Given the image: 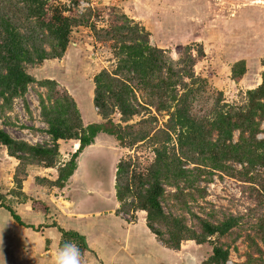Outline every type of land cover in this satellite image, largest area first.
<instances>
[{
  "label": "trees",
  "instance_id": "obj_1",
  "mask_svg": "<svg viewBox=\"0 0 264 264\" xmlns=\"http://www.w3.org/2000/svg\"><path fill=\"white\" fill-rule=\"evenodd\" d=\"M75 4L0 0V118L6 121L14 100L24 98L28 87H33L44 131L50 136L49 141L30 142L0 126V145L18 160L12 175L15 185L22 187L29 166H44L56 167V177L37 175L36 180L64 187L81 152L100 132L113 135L121 146L147 143L153 152L147 164L142 165L137 153H127L116 163L114 189L119 205L115 212L145 210L146 225L166 247L179 249L186 239L208 243L210 253L201 264H226L240 235L247 246L243 264H264V250L256 240L264 242V70L260 81L244 90L241 102H228L221 90L207 93L206 79L194 69L193 43L184 45L173 58L152 42L151 31L143 23L117 6H108V24L97 28L91 17L93 10L94 14L100 10L87 7L79 12ZM77 25L91 28L98 40L110 41L116 59L113 69L102 67L93 75L92 99L101 119L87 123L66 88L55 78L38 77L28 69L46 59L61 58ZM196 50L204 55L201 46ZM246 69L245 59H237L230 75L239 79ZM201 100L205 104L197 109ZM115 110L124 124L113 120ZM156 113L166 115L161 125ZM136 114L141 117L129 121ZM58 139L77 141L65 160L60 159ZM213 171L249 182L259 212L224 210L216 217L191 210L189 202L206 195L201 177L207 181ZM168 186L172 190L167 191ZM0 205L10 219L39 228L25 222L11 205ZM245 216L249 231L241 228ZM57 227L61 250L84 249V235Z\"/></svg>",
  "mask_w": 264,
  "mask_h": 264
},
{
  "label": "rangeland",
  "instance_id": "obj_2",
  "mask_svg": "<svg viewBox=\"0 0 264 264\" xmlns=\"http://www.w3.org/2000/svg\"><path fill=\"white\" fill-rule=\"evenodd\" d=\"M50 1L53 4L65 3L68 6L67 0ZM223 1L219 5L224 4L225 6H221L220 9H218V5L213 6L207 0H190L176 9L173 6L175 4L174 0H97L98 3H96L97 5L95 4L96 6L94 5V8L100 11L94 14L95 10H93V15L95 16L91 18L95 20L97 28L105 27L111 17L109 14L111 11L109 12L108 6H117L118 9L123 10L129 16L143 23L151 31L152 42L166 48L173 58L178 57L184 45L193 43L192 52L196 56L194 69L197 74L206 79L207 93L210 94L216 90H221L224 100L239 103L243 100L244 90L256 83L263 70L264 24L259 21L264 16V2L253 0L251 18L249 17L247 20L240 17L244 13H248L250 6L241 7L233 22L226 24L225 27L222 26L226 30L222 34L218 28L212 26L211 20L213 13L217 11H230L231 6L229 3L226 2L225 4ZM229 28L230 31L233 29L235 33L228 34L227 30ZM216 30L219 32L218 37L216 36ZM109 42L96 39L92 29L88 26L77 25L73 28L70 42L61 58L46 59L41 63L28 66V69L38 77L55 78L61 86L74 96L83 119L86 121H98L101 117L96 111L97 109L94 107L92 99L93 75L102 67L113 69L116 64ZM200 46L204 50L203 56L197 54L196 49ZM240 58L245 59L247 69L242 77L234 79L230 75V67L233 61ZM203 104H205L204 101L201 100V103L198 101L196 108L199 109ZM13 106L14 109L6 121L0 118V126L16 138H24L31 142L35 136H40L42 141H46L47 138L44 131L46 124L41 120L39 113L38 92L33 87H28L24 98L17 97ZM151 112H154V110ZM156 114L158 123L161 125L166 119V115L164 113ZM95 115H97V118ZM140 117L141 115L136 114L129 121L137 120ZM112 118L114 121H120L124 124L118 110L112 113ZM97 139L94 148H101L87 151L83 155L82 153L80 154V156L82 155L81 161L83 164L79 174L82 181L89 179L101 192L88 193L83 196L72 184L66 194L74 201L80 197L79 206L84 211L91 212V215H93L95 210L103 212L105 209H109L108 211H112L113 202H115V197L112 195V185L115 177L113 179L112 173L113 170L115 173L113 165H116L117 162L115 163V160L117 158L119 159L127 153H137L140 156L142 165L147 164L153 158V152L147 143H139L132 147L121 146L113 135L105 132H101ZM60 144L63 149L65 147L71 148V141L61 140ZM71 152L69 151L65 155L61 153L60 159H67ZM17 162L18 160L14 156L8 155L5 147L0 145V203L9 204L12 207L15 206L18 212H23L20 202L24 201L28 195H25L22 191L24 183L22 187H17L13 181L12 175ZM35 179L33 177V182ZM107 179V188L105 189ZM73 181L71 180V182ZM200 184L205 187L206 195L202 198L199 197L196 201H190L191 210L200 214H204L205 211L207 213L211 212L216 217H220L224 210L232 212L242 211L243 213L251 212L252 215L259 212V209L256 208L257 204L254 194L249 190L247 185L249 182L247 181L222 171H213L211 178L207 181L201 177ZM26 188L30 190L29 187ZM169 190H172L171 186L167 187V191ZM44 192L40 194L42 198H45L46 193ZM31 200L33 205L39 204V200L36 197H31ZM77 202L75 201L74 204ZM171 202L172 200L169 199V203ZM0 207L1 232V230L7 228L4 224L8 223L10 215L2 205ZM169 207L167 206L166 208L168 209ZM249 208L252 210H249ZM122 213L124 214L122 216L127 221H131L132 219L136 220L138 215L142 214V211L137 209L134 212L135 216H132L134 214L132 212ZM117 214L120 215V212ZM24 215L26 216V214ZM94 215L96 216V214ZM95 216L85 219L93 221L96 218ZM246 219L248 217L245 216L242 220L241 228L249 231V221ZM78 220L66 217V219H61L60 223L65 228L73 227ZM89 225L98 230L100 228L107 230L110 235L109 238L123 228L117 229V227L110 226L106 218H104L102 223L98 222V225L96 223H90ZM256 240L264 250V242L258 238ZM233 244L237 246V249H231L229 257L238 262V264H243L245 259L244 251L247 249L243 235L238 236ZM210 247L208 243L196 244L192 240L184 248L188 250V254H191V256H194L193 253L200 256L201 253L208 255ZM81 251L75 250V255H80Z\"/></svg>",
  "mask_w": 264,
  "mask_h": 264
},
{
  "label": "crops",
  "instance_id": "obj_3",
  "mask_svg": "<svg viewBox=\"0 0 264 264\" xmlns=\"http://www.w3.org/2000/svg\"><path fill=\"white\" fill-rule=\"evenodd\" d=\"M174 1L175 4L173 6L177 9L190 0ZM207 1L213 6L218 5V9H220L221 6H225L224 4L219 5L223 0ZM259 1L264 2V0ZM226 2L231 6L230 11H217L213 13L211 20L212 26L218 28L222 34L226 32L223 27H225L226 24L233 22V19L236 17L241 7L250 6L248 13H244L240 17L245 20L249 19V17L251 18L253 9V0L223 1L225 4ZM259 22L264 24V16ZM227 31L228 34L235 33L233 29L230 31V28ZM216 36H219L218 31L216 32ZM260 79L261 76L259 75L254 85H256ZM94 107L96 108V106ZM95 117L97 118V115H95ZM83 121L84 123L90 122V120L86 121L84 119ZM99 135H101V132L95 136L94 142L88 144L83 149L81 152L82 155L87 151L101 148H94L96 145L95 141L98 140L97 138ZM61 140L66 142L71 141V148L65 147V149H63L60 144ZM58 142L60 154L62 153V155H65L69 151H73L77 144L75 139H58ZM82 155L78 159L77 167L73 174L68 178L64 187L61 188L55 185L48 186L39 183L36 179L33 182V177L35 178L37 175L54 179L57 173L56 167H28V173L22 182V184L24 183L22 191L25 195H28L24 201L20 202L23 212H18L17 208L15 206L13 207L14 209L16 208V211L25 222L40 226L39 228L25 226L12 218L7 224H4L7 228L1 230L3 233L0 232V264H201V261L206 254L204 255V253H201V255L198 256L193 253L194 256H191V254H188V250H185L184 248L185 245L192 241V239L182 241L179 249L166 247L160 240H158L146 225L145 210L138 209L142 211V214H139L136 220L132 219L131 221H127L122 216L124 215L122 212H120V215L117 214L115 210L118 207V200L115 197L114 184L112 185V195L115 197V202H113L111 212L108 211L109 209H105L103 212L95 210L93 215H91V212L84 211V209L79 206L78 203L80 197L75 200L78 202L74 204L75 201L66 195L72 184L75 186V189L80 192V195L83 194V196L88 193L99 192V188L89 179L82 181L81 175L79 174L83 164L81 161ZM62 160H65V158ZM117 161L118 158L115 160V163ZM114 168L116 169V165H113V169ZM49 171H51V173H49ZM112 174L114 179V170ZM71 180L74 181L71 182ZM26 187H29L30 190ZM43 192L46 193L45 198L40 196ZM105 195L108 199L107 193ZM31 197H36L39 200V204L33 205V199L31 200ZM24 214H26L27 217ZM94 214H96V216ZM90 216H95L96 218H94L93 221L85 219ZM66 217L81 220L74 223V228H65L61 225L60 221L61 219H66ZM104 218L107 219L110 226L117 227V229H120V227L123 228L109 238L110 235L107 230L102 228L98 230L89 225L90 223H96L98 225V222L102 223ZM53 221L56 222V224L52 225L51 222ZM57 225H60L65 229L77 230L84 235L86 246L82 249L80 255H75L74 248L68 251H63L59 248L61 233Z\"/></svg>",
  "mask_w": 264,
  "mask_h": 264
},
{
  "label": "built area",
  "instance_id": "obj_4",
  "mask_svg": "<svg viewBox=\"0 0 264 264\" xmlns=\"http://www.w3.org/2000/svg\"><path fill=\"white\" fill-rule=\"evenodd\" d=\"M95 2V3H94ZM76 3V4H75ZM96 3H98L97 2V0H77L76 2H75V0H67V5L68 6H71V5H76V7H77V10L79 11V12H81V11H83V10H85L87 7H92V8H94L97 4ZM96 4V5H95ZM95 5V6H94ZM44 123V122H43ZM45 124V123H44ZM45 136H46V138H47V140L49 141L50 140V136H49V134H45ZM46 140V141H47ZM31 142H43L42 140H41V138H40V136H35L34 138H33V141H31ZM226 264H238V262H235L233 259H231L230 257L226 260Z\"/></svg>",
  "mask_w": 264,
  "mask_h": 264
},
{
  "label": "flooded vegetation",
  "instance_id": "obj_5",
  "mask_svg": "<svg viewBox=\"0 0 264 264\" xmlns=\"http://www.w3.org/2000/svg\"><path fill=\"white\" fill-rule=\"evenodd\" d=\"M109 177H110V176H109ZM109 177H108V179H109ZM108 179H107V181L105 182V184H106L105 189L107 188V182H108ZM103 185H104V184H103ZM99 192H101L100 189H99ZM105 194H106V192H105Z\"/></svg>",
  "mask_w": 264,
  "mask_h": 264
}]
</instances>
